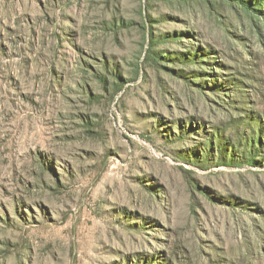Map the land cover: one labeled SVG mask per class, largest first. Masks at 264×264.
Returning a JSON list of instances; mask_svg holds the SVG:
<instances>
[{"label":"rangeland","instance_id":"obj_1","mask_svg":"<svg viewBox=\"0 0 264 264\" xmlns=\"http://www.w3.org/2000/svg\"><path fill=\"white\" fill-rule=\"evenodd\" d=\"M0 264H264V0H0Z\"/></svg>","mask_w":264,"mask_h":264}]
</instances>
